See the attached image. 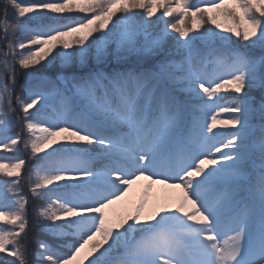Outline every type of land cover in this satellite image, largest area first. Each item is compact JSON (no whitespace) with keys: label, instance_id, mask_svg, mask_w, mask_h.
<instances>
[{"label":"snow or ice","instance_id":"obj_1","mask_svg":"<svg viewBox=\"0 0 264 264\" xmlns=\"http://www.w3.org/2000/svg\"><path fill=\"white\" fill-rule=\"evenodd\" d=\"M3 3L0 264H264V0Z\"/></svg>","mask_w":264,"mask_h":264},{"label":"trees","instance_id":"obj_2","mask_svg":"<svg viewBox=\"0 0 264 264\" xmlns=\"http://www.w3.org/2000/svg\"><path fill=\"white\" fill-rule=\"evenodd\" d=\"M3 12H4V3H3V0H0V18L3 17ZM9 12H11V9H9ZM152 19L155 20V17H153ZM0 35H3L2 28H0ZM3 43L4 42L0 41V49L3 48ZM254 52H255V54L257 56H259L261 54H264V53H261V51L259 49H255ZM60 67L61 66H60L59 62H57L56 65H54V66L53 65H47L44 69H39V72L37 74L44 75V76H49L51 78H55L56 71L59 70ZM18 78H19L20 82L23 83V80H24L23 75H20ZM17 92H19V88H17ZM256 95L259 96V93H256ZM231 98H232V96L226 95V99H231ZM222 118H228V117L225 116V117H222ZM16 132H21L24 137H27V132L26 131H22V126L21 127H15V128L12 129V133H16ZM20 147H21L20 155L23 156L28 161V164H31V160H30V158L28 156V153L23 149V145L21 144ZM13 155L14 154H12V153H5V152H3V150H0V156L12 157ZM0 162L11 163V162H14V161H12L11 159H5V160H0ZM28 164L24 168L25 176H27V174H28L27 173ZM22 186H23L24 191L28 192L29 184H28L26 179L22 180ZM141 187H142V185L140 183H138L137 185L134 186V191H136L138 193L140 191ZM36 203H39V201L32 200L31 197H30V204H29L28 208H29V215H30L31 219H33V220L35 219V213L32 211V208H33V205L36 204ZM33 227L30 224L29 229L33 228ZM33 230H34V228H33ZM35 231L39 234L38 237L44 235L42 233H39L36 229H35ZM28 234H29V231H28ZM33 247H34V245H33ZM85 264H87V262H85Z\"/></svg>","mask_w":264,"mask_h":264},{"label":"rangeland","instance_id":"obj_3","mask_svg":"<svg viewBox=\"0 0 264 264\" xmlns=\"http://www.w3.org/2000/svg\"><path fill=\"white\" fill-rule=\"evenodd\" d=\"M31 171V164H28V169H27V173H29ZM141 185H143L144 184V181H140L139 182ZM30 224H31V222H30ZM32 225V224H31ZM33 227V226H32ZM34 228V227H33ZM33 228H30L29 229V234H28V236H27V239H31L32 237H34V236H36V237H38L39 236V234L35 231V228H34V230H33Z\"/></svg>","mask_w":264,"mask_h":264}]
</instances>
